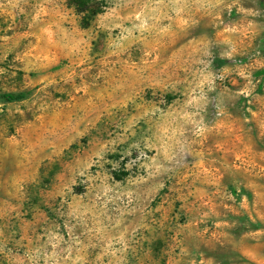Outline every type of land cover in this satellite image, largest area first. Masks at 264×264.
Returning <instances> with one entry per match:
<instances>
[{
  "label": "rangeland",
  "instance_id": "obj_1",
  "mask_svg": "<svg viewBox=\"0 0 264 264\" xmlns=\"http://www.w3.org/2000/svg\"><path fill=\"white\" fill-rule=\"evenodd\" d=\"M0 264H264V0H0Z\"/></svg>",
  "mask_w": 264,
  "mask_h": 264
},
{
  "label": "trees",
  "instance_id": "obj_2",
  "mask_svg": "<svg viewBox=\"0 0 264 264\" xmlns=\"http://www.w3.org/2000/svg\"><path fill=\"white\" fill-rule=\"evenodd\" d=\"M24 95L23 94H11V93H6V94H3V97L4 98H7V99H16V98H22Z\"/></svg>",
  "mask_w": 264,
  "mask_h": 264
}]
</instances>
